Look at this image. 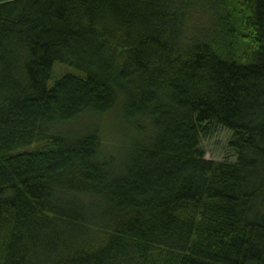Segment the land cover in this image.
I'll use <instances>...</instances> for the list:
<instances>
[{
  "label": "trees",
  "instance_id": "16d2710c",
  "mask_svg": "<svg viewBox=\"0 0 264 264\" xmlns=\"http://www.w3.org/2000/svg\"><path fill=\"white\" fill-rule=\"evenodd\" d=\"M0 264H264V0H0Z\"/></svg>",
  "mask_w": 264,
  "mask_h": 264
},
{
  "label": "rangeland",
  "instance_id": "374dc122",
  "mask_svg": "<svg viewBox=\"0 0 264 264\" xmlns=\"http://www.w3.org/2000/svg\"><path fill=\"white\" fill-rule=\"evenodd\" d=\"M66 71L65 67L56 65L55 76ZM76 125L80 129L91 126H98L103 141L111 153L118 152L122 146L119 138L122 131V120L119 110L104 115L87 114L77 122L69 124L68 127ZM124 127V126H123ZM231 132L223 127L212 125L207 137L202 138V147L206 151V158L211 160H234L233 150L229 147ZM119 146V147H118Z\"/></svg>",
  "mask_w": 264,
  "mask_h": 264
}]
</instances>
